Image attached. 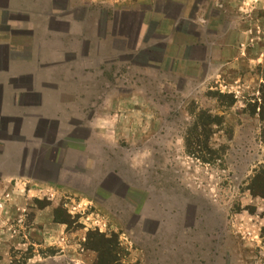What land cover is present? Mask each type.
Returning a JSON list of instances; mask_svg holds the SVG:
<instances>
[{
    "label": "rangeland",
    "instance_id": "1",
    "mask_svg": "<svg viewBox=\"0 0 264 264\" xmlns=\"http://www.w3.org/2000/svg\"><path fill=\"white\" fill-rule=\"evenodd\" d=\"M54 15L69 18L61 74L76 95L54 100L65 119L26 144L29 157L50 143L30 203L52 202L74 242L35 246L27 211L9 264H95L96 231L117 236L109 264H264V142L248 111L264 0H64Z\"/></svg>",
    "mask_w": 264,
    "mask_h": 264
},
{
    "label": "crops",
    "instance_id": "2",
    "mask_svg": "<svg viewBox=\"0 0 264 264\" xmlns=\"http://www.w3.org/2000/svg\"><path fill=\"white\" fill-rule=\"evenodd\" d=\"M56 2L64 0H0V264H9V249L22 245L12 232L18 231L15 226L21 228L27 211H31V217L24 226V236L32 239L35 246L55 245L58 252L66 253L68 248L58 246L64 244L60 240L74 242V234L54 221L52 202L38 208L30 203L37 193L34 184L50 180L39 176L32 161L35 153L40 157L39 151H47L50 143L45 141L47 147L34 149L29 157L26 144L38 129L45 133L56 121L65 119L60 110H53L50 105L69 107L70 102L65 100L69 101L74 93L70 75L61 74L69 70L70 60L65 58L71 46L69 18L54 15ZM50 159L47 166L54 163ZM41 166L44 165L39 160L35 167ZM4 192L9 197L4 198ZM32 257L35 259L36 255Z\"/></svg>",
    "mask_w": 264,
    "mask_h": 264
},
{
    "label": "trees",
    "instance_id": "3",
    "mask_svg": "<svg viewBox=\"0 0 264 264\" xmlns=\"http://www.w3.org/2000/svg\"><path fill=\"white\" fill-rule=\"evenodd\" d=\"M219 96H221L219 94ZM258 99L257 101H254L253 105L248 106V111L250 115H257L258 119L261 124V133L260 137L262 141L264 142V82H262L259 85L258 88ZM203 115H199L197 117V122L200 124L206 125V123L210 124L213 121H215L216 117L210 118V116H206L207 119H209L210 122H205V120L202 118ZM203 162H207L204 158H199ZM54 212V211H53ZM53 213L54 221L59 223L66 224V220L59 219L58 215ZM86 248L92 249L96 251L97 253V259L95 264H109L110 262H116L118 261V254H119V243L117 240V236L115 234L110 235L107 237L105 234L100 232H88V235L86 237ZM31 255H27L25 259H29Z\"/></svg>",
    "mask_w": 264,
    "mask_h": 264
},
{
    "label": "flooded vegetation",
    "instance_id": "4",
    "mask_svg": "<svg viewBox=\"0 0 264 264\" xmlns=\"http://www.w3.org/2000/svg\"><path fill=\"white\" fill-rule=\"evenodd\" d=\"M84 86H85V85H84ZM83 98H86V97L84 96ZM85 101H86V100H85ZM85 101H83L82 103L85 104ZM73 176H74V175H73ZM57 177H58V175H56L55 178H57ZM74 177L77 178L76 176H74ZM74 177H72V179H73ZM79 181H83V182H84V181H85V180H84V177L81 178ZM84 183H85V182H84Z\"/></svg>",
    "mask_w": 264,
    "mask_h": 264
}]
</instances>
